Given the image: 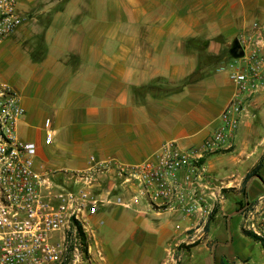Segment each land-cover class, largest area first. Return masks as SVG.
<instances>
[{"label":"crops","instance_id":"0c3cea01","mask_svg":"<svg viewBox=\"0 0 264 264\" xmlns=\"http://www.w3.org/2000/svg\"><path fill=\"white\" fill-rule=\"evenodd\" d=\"M36 1L20 0L27 20L0 43V82L13 88L10 65L27 70L22 91L13 88L24 108L16 133L36 145L40 171L59 180L107 160L152 159L166 144L199 149L235 93L228 71L219 70L243 62L229 59L233 41L252 37L264 46V0H41L35 24ZM260 158L264 89L247 98L230 144L201 159L205 182L196 197L205 214L133 203L113 170L105 172L103 188L115 182L114 193L131 206L103 204L88 218L82 264H208L199 252L212 239L215 264V245L252 240L235 213L243 179ZM262 180L264 165L247 180L245 203L264 198ZM196 241V250L178 249Z\"/></svg>","mask_w":264,"mask_h":264},{"label":"built area","instance_id":"2783aa9c","mask_svg":"<svg viewBox=\"0 0 264 264\" xmlns=\"http://www.w3.org/2000/svg\"><path fill=\"white\" fill-rule=\"evenodd\" d=\"M19 3L0 0V43L27 20ZM238 42L243 62L219 69L228 71L235 93L217 129L199 149L180 150L166 144L152 159L129 165L107 160L63 180L36 166V145L20 140L16 133L24 115L19 95L0 82V264H82L86 248L79 227L85 234L88 218L103 204L131 206L114 193L115 182L103 188L101 181L108 170H113L123 190H129L133 203L142 200L148 207L182 215L205 214L207 209L196 197L205 182L201 159L204 153L230 144L247 98L264 89V46L252 37ZM49 127L50 120L45 119V145L52 142ZM243 215L242 230L264 240V198H258Z\"/></svg>","mask_w":264,"mask_h":264},{"label":"rangeland","instance_id":"374dc122","mask_svg":"<svg viewBox=\"0 0 264 264\" xmlns=\"http://www.w3.org/2000/svg\"><path fill=\"white\" fill-rule=\"evenodd\" d=\"M41 9V0H37L36 4L34 6V10H32V12H34L35 14H33L34 19L37 18V21H32L33 23L36 24L40 22V16H39V12ZM22 10V8H21ZM36 30V35L32 40L36 41V44L39 45L40 44V30H41V26L39 25L38 28L35 29ZM27 59V56H26ZM232 62H236L237 60L233 59V58H229ZM18 62V61H16ZM20 66L16 67L13 65H10L7 72H8V76L11 77V81L13 82V88H15L18 92L22 91V86L24 81L27 78V70L22 66V64H19ZM232 151L231 148L227 149V150H223L221 152L224 153H228ZM246 184V183H245ZM241 188H244L245 190V185L241 186ZM224 193H229V190H222ZM241 191V190H240ZM256 202V200H252V201H247L245 203V196L243 194H241V198L239 200V207L238 209H241L243 207H245L244 211L249 208V206H251L252 204H254ZM243 205H242V204ZM246 204V205H245ZM245 205V206H244ZM243 211V212H244ZM243 212L240 215H237L236 218H238L239 216V220H240V229L242 231V220L244 218ZM225 221V220H224ZM193 232V230L191 231ZM224 238V243L227 242V240ZM198 243L199 241H196L193 245L191 246H186V247H179L178 249H180L183 252H189L190 249L189 247H194L195 250L198 247ZM213 244H214V240L212 239L211 241L208 242V244L206 245V248L204 250H202V252L199 253H204L207 255L208 257V264H211L210 262V258H211V252H212V248H213ZM185 249H187V251H185ZM214 254L216 256V260H215V264H264V253L263 250L261 248V245L255 241H240L236 238L231 239V242L228 244H224V245H215L214 247ZM219 259V260H218ZM187 262L183 261L182 263H178V264H186Z\"/></svg>","mask_w":264,"mask_h":264},{"label":"trees","instance_id":"16d2710c","mask_svg":"<svg viewBox=\"0 0 264 264\" xmlns=\"http://www.w3.org/2000/svg\"><path fill=\"white\" fill-rule=\"evenodd\" d=\"M263 165H264V158H260V160L257 162V164L246 174V176H245V178L243 179V182H242L243 183V186L245 185V183L247 182V180L250 177H252V176H259V171L263 167ZM263 184H264V181H263ZM240 193L243 194L244 196L246 195V192H245L244 188H241ZM79 232H80V236L82 238V242L84 244V247L86 248V246H87L86 245V237H85V234H83V232L81 231V228L80 227H79ZM242 233L246 237L252 239L253 241H255L257 243H259L261 245V248H262L263 253H264V240H262L259 237L255 236L253 233L248 232V231H245V230H242Z\"/></svg>","mask_w":264,"mask_h":264},{"label":"water","instance_id":"95a60500","mask_svg":"<svg viewBox=\"0 0 264 264\" xmlns=\"http://www.w3.org/2000/svg\"><path fill=\"white\" fill-rule=\"evenodd\" d=\"M229 55L233 59H239L243 56V48L238 42V40H234L231 48L229 50ZM245 207L241 208L239 211H237L235 214H241L244 211ZM230 218V217H229Z\"/></svg>","mask_w":264,"mask_h":264}]
</instances>
